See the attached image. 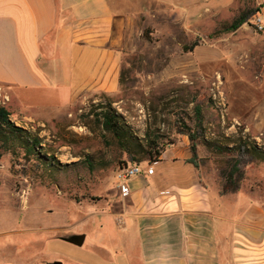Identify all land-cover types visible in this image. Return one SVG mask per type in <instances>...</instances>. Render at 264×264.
I'll use <instances>...</instances> for the list:
<instances>
[{"label": "rangeland", "instance_id": "rangeland-1", "mask_svg": "<svg viewBox=\"0 0 264 264\" xmlns=\"http://www.w3.org/2000/svg\"><path fill=\"white\" fill-rule=\"evenodd\" d=\"M129 1L131 24L112 95L17 109L0 86V106L42 143L36 152L26 140L0 150V264H102L90 255L104 250L105 256L116 247L111 214L120 206L117 170L134 163L143 168L158 158L147 147L137 153L134 145L164 150L179 144L185 129L202 132L197 163L218 190L220 173L236 155L229 149L246 144L257 150L243 169L239 201L222 208L215 199L216 211L242 223L250 192L252 204L264 210V35L250 20L230 30L261 1ZM104 111L120 116L126 142L104 131ZM78 234L87 236L80 248L61 240Z\"/></svg>", "mask_w": 264, "mask_h": 264}, {"label": "crops", "instance_id": "crops-1", "mask_svg": "<svg viewBox=\"0 0 264 264\" xmlns=\"http://www.w3.org/2000/svg\"><path fill=\"white\" fill-rule=\"evenodd\" d=\"M259 1L257 14L264 13V0ZM130 5L129 0H0V86L8 99L17 109H36L39 103L55 106L116 92ZM178 142L145 162V174L128 183L129 194L119 197V209L111 214L125 220L123 228L116 227V247L106 257L98 250L91 259L264 264L263 206L252 204L250 192L242 223L216 211L215 199L219 207H229L243 190L220 194L189 163L188 138L179 136Z\"/></svg>", "mask_w": 264, "mask_h": 264}, {"label": "trees", "instance_id": "trees-1", "mask_svg": "<svg viewBox=\"0 0 264 264\" xmlns=\"http://www.w3.org/2000/svg\"><path fill=\"white\" fill-rule=\"evenodd\" d=\"M255 15L256 11H248L247 13L241 14L237 19H235L230 30L234 31L238 29L248 20H251ZM195 46L196 45H194V47ZM10 117V112L5 107L0 106V150H9L12 146L21 147L22 144L26 143L31 146L35 152L37 150H40V148H42L41 141L36 137L27 136V133L25 131H23L21 128L16 127L15 122H13ZM99 119L105 132L115 137L121 143L126 142V137H128V135L126 131H124V128L121 126L120 116L118 114L112 111H104L100 114ZM179 134L188 138L189 150L191 153V159L189 160V163L192 164L195 168H198V147L199 138L202 135V132L199 129L196 132H192L190 129H185ZM22 140H26V143H22ZM146 147L149 148L156 157L160 155L159 152L161 150L163 151V148H159L158 145L154 143L152 144V146H142L140 143L134 145V149L137 153H143ZM215 150L218 153H223L226 148L215 147ZM249 150H252L253 154H250ZM229 151H236V155L235 158L229 161L228 170L225 169L220 173V176L224 182L220 190V194L222 195L235 194L240 190V183L244 179V167L254 160L255 155H258V152L255 148L248 149L246 144L235 145L234 147L229 149ZM148 155L150 158L149 160H152L153 154L151 152H148ZM40 156L49 160L45 155ZM262 160L264 161V158Z\"/></svg>", "mask_w": 264, "mask_h": 264}, {"label": "built area", "instance_id": "built-area-1", "mask_svg": "<svg viewBox=\"0 0 264 264\" xmlns=\"http://www.w3.org/2000/svg\"><path fill=\"white\" fill-rule=\"evenodd\" d=\"M251 26L261 34H264V13H256L250 20ZM152 170L148 169L147 174H152ZM145 174V170L139 164L123 165L120 167L115 175V188L118 196L123 198L129 194L128 183L136 178ZM117 228L121 229L125 225L123 215L118 214L115 218Z\"/></svg>", "mask_w": 264, "mask_h": 264}, {"label": "water", "instance_id": "water-1", "mask_svg": "<svg viewBox=\"0 0 264 264\" xmlns=\"http://www.w3.org/2000/svg\"><path fill=\"white\" fill-rule=\"evenodd\" d=\"M61 240L75 247L80 248L84 245L85 236L84 235H68L66 237H63ZM52 264H62V263L54 262Z\"/></svg>", "mask_w": 264, "mask_h": 264}]
</instances>
